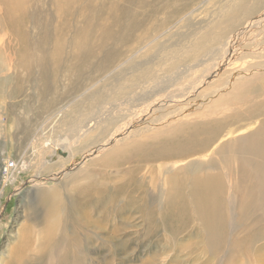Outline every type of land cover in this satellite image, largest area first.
<instances>
[{
    "label": "rangeland",
    "instance_id": "rangeland-1",
    "mask_svg": "<svg viewBox=\"0 0 264 264\" xmlns=\"http://www.w3.org/2000/svg\"><path fill=\"white\" fill-rule=\"evenodd\" d=\"M2 1L0 0V264H14L18 260L24 261L25 264H206L209 255L205 252V246L202 244L203 236L198 240L192 239L182 243L188 238L189 228L184 233L185 235L183 234L184 236L176 237L171 234L170 229L162 227L161 223L163 221L160 214L161 212L164 213L165 210L163 208L162 210L160 206L164 207L165 201L159 200L163 189L158 185V182L161 181L158 174H155V180L151 182L148 181L149 176H143V173L135 172V180L132 186L129 187L130 190L134 189L131 194L133 200L128 199L129 194H127L113 199L106 207L100 203L101 199L108 200L105 193L99 202L97 200L96 187L103 177L121 176L120 170L131 167L142 166L143 170L148 166L158 167L160 163L164 162L146 163L143 155L137 154L138 156H134L131 153L130 158L124 162L118 161L119 164H113L114 168L103 170L101 166L103 161L99 160L101 157L89 156L87 158V156L92 151L99 149L104 151L101 154L103 157L105 155V158H111L112 153L107 155V153H110L109 151L112 152L111 149L114 147L110 145L112 142L110 138L117 129L124 127L125 122H131L133 119H137V121L133 122V120L131 122L132 128L126 134L127 139L122 143L130 144L136 140L137 142H134L133 146L139 145L138 141H148L150 144H156L158 142L156 137L163 136L167 129L174 127L179 121H189V118L198 117L199 114H209L210 109L206 110L207 108L197 112V108L203 106L200 104L205 103L207 100L196 99L194 101L195 99L191 98L189 101L191 105L188 108L182 103L183 106L179 110L183 114H172L170 116L167 114V110L172 106H176L175 104L155 111L148 117L136 116L138 113L130 112L126 119L124 118L125 120L120 121L118 127H114L113 131L105 136L99 134L102 123L94 125L90 127L91 131L84 135L79 146L74 144L70 147L73 154L69 157H61L56 154L57 150L55 148L59 144L61 145L60 148H64L65 145L59 142L69 140L68 138L79 134V131L85 125L83 123L88 121V117L89 120H94L93 122L90 120L91 124H95L97 117L95 119L91 118L93 115L91 114L92 110L95 107L88 100V97L93 93L107 97L108 93H112L111 86L115 79H120L123 76L126 78L132 77L134 71L132 70V73L130 71L131 63L139 64V62L144 61V52L140 53L129 64L125 63L130 59L131 54L128 51L124 52L113 64L106 65V68L103 67L105 69L97 67V64H103L105 61L104 59L102 62L103 55H100L89 63L81 78L75 76L77 67L71 66L68 57L64 58L61 63L59 75L56 78L53 74L54 68H52V65L48 67V70L42 66H37L35 73L28 76L26 70L16 65V52L24 45L33 44L38 40L39 24H47L48 32L51 31L52 27L48 25L55 0H9L12 7L15 8L13 20L11 18L10 21L4 19V14L7 15V9ZM145 1L73 0L70 9L76 14L77 26L82 29L86 26V19L89 20V14L102 15V22L105 25L103 28L97 29L98 35H102L104 32L118 31V27L112 21L113 16L122 19L124 16L128 17L129 13L132 15L137 13L139 21L145 26V36L149 40L147 39L143 45L137 46L135 52L146 47L148 50L146 55H153L156 54L158 50L156 48H159L160 44L163 47H170L183 40V44L186 42L184 45H187L188 42L197 38L200 32L208 29L216 21L218 22L221 11L225 7L231 4L235 5L240 0H180L182 7L177 12H173L179 5L174 0L156 4L153 8L138 7L139 4L145 3ZM20 8L22 11L19 10ZM152 11L151 14H154V16L151 19L144 17L146 12ZM108 15H112V18ZM168 18H170L169 22L167 21ZM141 33L142 31L137 34ZM155 41L158 42L154 43ZM152 43L154 45L148 47ZM49 48L52 49L53 45H50ZM108 50L110 51L111 47ZM211 66L212 62L208 63L206 67L204 66L195 80L200 79L203 74L205 75ZM231 67V65L225 67L224 70H229ZM224 70H222L223 73L227 71ZM219 76L215 77L213 81ZM195 77L194 75L191 78L194 79ZM212 82H208L207 85ZM260 82L259 84H262L261 87L264 89V78ZM218 86L219 84H216V87L210 90L209 93L217 90ZM227 90L226 88L222 89V93L220 92L216 99ZM139 92L129 93L136 98ZM97 108L102 109L100 104L97 105ZM219 109L221 108L219 107ZM189 113H197L198 115H189ZM113 116V112H110L105 118L103 117V121L109 117L113 118ZM158 118L164 120L160 123H158L159 121L153 122ZM123 123L124 125L120 126ZM82 124L83 126H81ZM77 130L79 131L77 132ZM74 131L77 133H73ZM134 132L136 136H131L135 134ZM230 139L239 140L240 138L239 136H233L228 139V136H226L221 140L228 141ZM74 141H77V138L72 142ZM122 143L118 144L119 148L125 145L121 146ZM218 143L219 141L215 144ZM211 148L206 154L211 153ZM61 150L65 149H59V151ZM142 150L152 149L143 146ZM69 151V149H66L67 154ZM204 154H194L170 162L180 168L195 158L206 161L207 158ZM211 158L209 157L207 160ZM10 165H13L11 171H8L7 174L4 173V167ZM223 168L226 169V173L228 172L229 175L234 176L233 163L225 165ZM64 171L77 172L74 175L75 177L73 176L74 178L69 177L71 172L65 175V178L54 182L55 178L59 177L61 172ZM109 171L112 174L107 173ZM100 172L106 174L99 177L98 173ZM172 175H168L167 178ZM180 176L187 177L185 179L190 180L189 175ZM119 180L120 177L112 178L107 187L117 186ZM41 182L44 183L42 186H40ZM92 189L95 193L92 196L91 207L88 208L89 205L82 206V201L85 198L84 193H90ZM108 193L111 194L109 191ZM48 196L52 197L51 206L45 202V198ZM143 198L145 199L144 209H139L137 204L132 203ZM152 201L153 203H151ZM227 205L230 208V213L235 214L234 221L236 222L238 201L230 200ZM89 211L91 213L87 215L82 213ZM85 217L101 223L105 226V229H98L94 225L87 227L83 223ZM65 219L70 222L66 223ZM245 220L249 225L251 224L248 219ZM62 221L65 222L64 226ZM56 222L60 223L56 225ZM194 223L199 226L201 222L194 221ZM61 225L62 228L66 225L64 229L68 230L63 232L64 229L62 230L59 227ZM54 226H58L57 229L54 230ZM157 226L160 227L159 230L150 232L151 228L156 230ZM44 227L46 230L43 229ZM85 227L87 230H85ZM236 228L234 233L240 230V226L238 225ZM42 229L45 231L43 232ZM41 231L46 235L51 231L50 237L47 238ZM42 234L45 235L43 238L46 240H41ZM240 234L241 237L244 236V233ZM38 235L40 240L37 238ZM51 238H53L52 241L48 240ZM47 242L52 245L45 246ZM221 250L220 258L227 250L226 244ZM54 253L56 256L53 255ZM65 254H67L66 258ZM50 257L51 259L54 257L53 260ZM32 258L33 260H31ZM216 261L208 264H219V260Z\"/></svg>",
    "mask_w": 264,
    "mask_h": 264
},
{
    "label": "bare ground",
    "instance_id": "bare-ground-1",
    "mask_svg": "<svg viewBox=\"0 0 264 264\" xmlns=\"http://www.w3.org/2000/svg\"><path fill=\"white\" fill-rule=\"evenodd\" d=\"M166 1L170 0H146L138 7L153 8L154 5ZM174 1L179 4L178 8L173 10V12H177L182 7V2L180 0ZM72 2L73 0H55L48 25L52 27L51 31L48 32L47 24H39L38 40L33 44L24 45L16 52V65L26 70L28 76L35 73L37 66H42L48 70V67L52 65V68H54L53 74L56 78L59 75L61 63L67 57L71 61V66L77 67L75 76L80 78L87 70L89 63L100 55H103L102 62L104 59L105 61L103 64H97V67H102V69L113 64L119 56L127 51L131 56L125 64L134 61L142 52H144L145 59L139 64L131 63L130 71L131 73L134 71L133 76L128 75L130 78L123 76L120 79H115L111 86L112 93H108L107 97L98 93H93L91 96L87 95L89 96L88 100L95 107L91 113L93 114L91 118L95 119L97 117L95 124H91L94 120L90 119L91 122L88 117V121L83 123L85 124L84 127H81L83 124L80 126L81 130L78 125L80 131L77 130V132L79 131V134L74 131L73 133L76 132L75 136L68 138L69 140L59 142L65 145L64 148H60V144L55 148L57 152L64 153V155L62 156L57 152L56 154L61 157H69L73 154L70 147L74 144L79 146L84 135L88 134L91 131L90 127L94 125L102 123L99 134L108 135L120 121L126 119L130 112L138 113L136 116L148 117L155 111L175 104L176 106H172L167 110V114L169 116L183 114L179 110L183 106L182 103L188 108L191 105L189 104L191 98H194V101L196 99L207 100L205 103L200 104L203 106H199L197 112L207 108L206 110L210 109L209 114L189 113V115H198V117L189 118V121H179L174 127L167 129L163 136H157L158 142L156 144H150L148 141H138L139 145L133 146L134 142H137L135 140L130 144L124 143V145L122 142L127 139L126 134L132 128L131 122L133 120V122L137 121V119L131 120L129 118L131 122L120 125H124V127L117 129L110 138L112 140L110 145L114 147L111 149L112 152L109 151L110 153H107V155L112 153L111 158L106 157V159L105 155L103 157L101 154L104 151L91 150L92 152L87 158L89 156L101 157L99 160L103 161L101 163L103 170L114 168L113 164L124 162L130 158L131 153L134 156L137 154L143 155L146 163L164 162L160 163L158 167L148 166L145 170L142 166L131 167L120 170L121 176L103 177L96 187L97 200L99 202L104 193L107 199L110 200H100V203L105 207L113 199L127 194H129L127 198L133 200L131 194L134 189L130 190L129 187L132 186L135 180V172L143 173V176H149L150 179L147 180L151 182H154L155 174H158L161 180L158 185L163 189L159 200L165 201V206H160L161 209L165 210L164 213L161 212L160 214L163 221L161 223L162 227L170 229L171 234L176 237L183 235L189 228L188 238L182 243L192 239L198 240L203 236L202 244L205 246V252L209 255L206 264L217 262L216 260H219V264H264V89L261 87L262 84H259L264 78V5H262L264 0H240L235 5L231 4L221 11L218 22L216 21L208 29L200 32L199 36L197 34L198 37L188 42L187 45H184L186 42L183 44V40L170 47H163L160 44L159 48H156V50L158 49L156 54L153 55H146L148 51L146 47L135 52L137 46L143 45L148 39L145 36V26L139 21L137 13H133V15L129 13L128 17L124 16L122 19L113 16L112 21L118 27V31L104 32L102 35H98L97 29H101L105 25L102 22V15L89 14V20L86 19V26L82 29L77 26L76 14L70 9ZM2 4L7 9V15L4 14V19L10 21L12 18L13 20L15 8L12 7V3L9 0H3ZM19 10L22 11L21 8ZM151 13L153 11L146 12L144 17L151 19L154 16ZM109 16L112 18V15ZM167 21L169 22L170 18ZM140 31L142 33L138 35L137 33ZM182 38L184 39V37ZM156 42L158 41L154 43ZM50 45H53L52 49L49 48ZM152 45L154 44L152 43L148 47ZM110 47L111 50L109 51ZM210 62H212V66L206 71V74L195 80L203 67H206ZM230 65L232 70L225 69L227 70L225 71L224 68ZM222 70L225 72L223 73ZM194 75L196 77L192 79L191 77ZM217 76L219 78L213 81ZM208 82L212 83L207 85ZM215 83L219 84V88L209 93L210 90L216 87ZM221 85L223 87H220ZM203 87L205 88L203 89ZM201 88L202 90H200ZM224 88L228 90L223 91L225 93L216 99ZM137 91L140 92L134 98L130 93ZM98 104L102 109L97 108ZM110 112H113V118L109 117L103 121V117L105 118ZM162 120L164 119L158 118L153 122L159 121L158 123H160ZM134 135L136 136V133L131 136ZM226 136H228V139L239 136L240 139L221 140ZM75 138H77V141L72 142ZM217 141L219 143L215 144ZM118 142L122 143L121 146H124L119 148ZM143 146L152 150L144 151L142 150ZM210 148L211 153L206 154ZM59 149L65 150L59 151ZM66 149L70 150L68 154ZM200 153H205L207 159L212 158L210 160L206 159V161L195 158L189 163L187 161L188 164L181 165L180 168L170 162L177 158L183 159ZM94 158L92 159L95 160ZM231 163H233L234 172H232L234 176L229 175L228 172L226 173V169L223 168ZM110 171L107 173L112 174ZM71 172H61V175L57 177L58 179L55 178L54 182L65 178L64 176L69 173H71L69 177L76 175V172ZM98 174L100 177L106 173L100 172ZM178 174L189 175L190 180H186L187 177L184 178ZM168 175L172 176L167 178ZM115 177H120L117 186L108 188V182ZM43 184L41 182L40 186ZM94 193L93 189L90 193H84L85 198L82 201V206L89 205L88 208L91 207L90 203L93 200ZM51 199V196L45 198V202L50 206L52 205ZM230 200L238 201V206L235 205L238 208L236 222L234 221L235 214L230 213V208L227 205ZM144 201L143 198L132 203L137 204L139 209H144ZM82 213L87 215L91 211ZM89 219V217H85L84 222L82 221L87 227L94 225L98 229H105V226L101 223ZM245 219H248L251 224L249 225ZM64 221L66 223L70 222L66 219ZM194 221H200L201 223L197 226ZM59 223L56 222V225ZM64 224L65 222L63 226ZM238 225L240 230L234 233ZM159 226L156 230L154 229L155 231L151 228L150 232H156L161 227ZM57 227L54 226L53 229L55 230ZM59 227L62 228V225ZM65 230L68 229H64L63 232ZM239 232L244 233V236L241 237ZM50 233L51 231L47 235L43 234L49 238ZM43 234L41 240L45 239ZM98 234L100 235V232ZM39 235L38 239L40 238ZM52 239L48 240L52 241ZM189 244L191 245L190 242ZM224 244H226L227 250L220 258L221 248ZM49 245L52 244L47 242L45 246ZM53 250L55 251V249ZM94 252L96 251L94 250ZM66 257L67 254H65ZM53 258L50 257L51 260ZM14 264H25V262L18 260Z\"/></svg>",
    "mask_w": 264,
    "mask_h": 264
},
{
    "label": "built area",
    "instance_id": "built-area-1",
    "mask_svg": "<svg viewBox=\"0 0 264 264\" xmlns=\"http://www.w3.org/2000/svg\"><path fill=\"white\" fill-rule=\"evenodd\" d=\"M13 167V165H10V166H5L4 167V173H9L8 171Z\"/></svg>",
    "mask_w": 264,
    "mask_h": 264
},
{
    "label": "water",
    "instance_id": "water-1",
    "mask_svg": "<svg viewBox=\"0 0 264 264\" xmlns=\"http://www.w3.org/2000/svg\"><path fill=\"white\" fill-rule=\"evenodd\" d=\"M59 154L62 155L63 153H60V152H59Z\"/></svg>",
    "mask_w": 264,
    "mask_h": 264
}]
</instances>
